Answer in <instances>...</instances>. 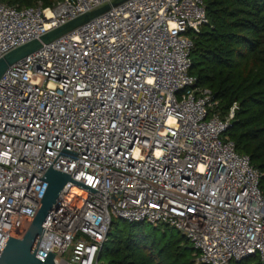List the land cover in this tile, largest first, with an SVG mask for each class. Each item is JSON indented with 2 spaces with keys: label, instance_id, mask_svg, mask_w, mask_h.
Returning a JSON list of instances; mask_svg holds the SVG:
<instances>
[{
  "label": "built area",
  "instance_id": "2783aa9c",
  "mask_svg": "<svg viewBox=\"0 0 264 264\" xmlns=\"http://www.w3.org/2000/svg\"><path fill=\"white\" fill-rule=\"evenodd\" d=\"M111 1L0 2V59ZM205 24L203 0H128L4 72L0 255L8 233L25 236L55 161L53 170L98 192L64 186L42 225L40 261L100 264L121 220L177 230L194 264H264L261 174L225 136L237 104L223 115L189 74Z\"/></svg>",
  "mask_w": 264,
  "mask_h": 264
},
{
  "label": "trees",
  "instance_id": "16d2710c",
  "mask_svg": "<svg viewBox=\"0 0 264 264\" xmlns=\"http://www.w3.org/2000/svg\"><path fill=\"white\" fill-rule=\"evenodd\" d=\"M59 0H0L8 6L49 7ZM207 24L193 38L189 74L197 86L209 88L225 115L236 103L238 109L225 136L236 151L250 157L261 174L264 194V0H203ZM121 220H113L100 258L109 254V264H194V250L177 231L179 239L165 243L144 231L146 223L128 224L120 231ZM113 244V248L109 247ZM183 243V245H182ZM190 246H189V245ZM253 259V258H252ZM245 260L244 262L249 261Z\"/></svg>",
  "mask_w": 264,
  "mask_h": 264
},
{
  "label": "water",
  "instance_id": "95a60500",
  "mask_svg": "<svg viewBox=\"0 0 264 264\" xmlns=\"http://www.w3.org/2000/svg\"><path fill=\"white\" fill-rule=\"evenodd\" d=\"M126 1L128 0H112L109 3L102 5L101 7L85 13L67 22L66 24L44 34L39 39L32 40L10 51L0 59V78L10 66L16 64L28 55H31L32 53L38 51L40 48H42L43 45L51 43L60 36L73 31L74 29L84 25L90 20L99 17L100 15L106 13L112 8L123 4ZM59 155L77 160V153H73L64 149L60 152ZM51 166L44 174L42 179L39 178L47 185L40 202V209L36 213L25 236L22 239H18V235L8 233L9 238L0 255V264H53V259L55 257L53 254H49L44 261H40L36 258V252L44 232L42 225L48 213L56 205L57 199L62 189L67 183L71 182L92 193L98 192L79 182L73 181L71 176L68 174L53 170Z\"/></svg>",
  "mask_w": 264,
  "mask_h": 264
},
{
  "label": "rangeland",
  "instance_id": "374dc122",
  "mask_svg": "<svg viewBox=\"0 0 264 264\" xmlns=\"http://www.w3.org/2000/svg\"><path fill=\"white\" fill-rule=\"evenodd\" d=\"M129 223L125 224L123 222H120L118 225V230L120 231H127L129 230ZM144 231L149 234L152 238H155L158 241H161V243H165L169 240H173L176 241L179 239V235L177 233V231L174 230H169L166 231V235L163 236V230H154L152 226H145L144 227ZM110 248H113V244L109 243L108 244ZM183 245V243H182ZM189 245V244H188ZM190 246V245H189ZM112 260L111 256L109 254H104L101 258H100V264H109L110 261ZM244 264H256V260L255 259H250L247 262H244Z\"/></svg>",
  "mask_w": 264,
  "mask_h": 264
},
{
  "label": "bare ground",
  "instance_id": "6f19581e",
  "mask_svg": "<svg viewBox=\"0 0 264 264\" xmlns=\"http://www.w3.org/2000/svg\"><path fill=\"white\" fill-rule=\"evenodd\" d=\"M73 193H78V194H79V191H77V190H73Z\"/></svg>",
  "mask_w": 264,
  "mask_h": 264
}]
</instances>
